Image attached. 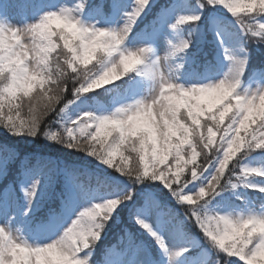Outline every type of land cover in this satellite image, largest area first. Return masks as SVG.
<instances>
[{
	"label": "snow or ice",
	"instance_id": "6c2138e0",
	"mask_svg": "<svg viewBox=\"0 0 264 264\" xmlns=\"http://www.w3.org/2000/svg\"><path fill=\"white\" fill-rule=\"evenodd\" d=\"M0 129V264H264V0H0Z\"/></svg>",
	"mask_w": 264,
	"mask_h": 264
},
{
	"label": "trees",
	"instance_id": "16d2710c",
	"mask_svg": "<svg viewBox=\"0 0 264 264\" xmlns=\"http://www.w3.org/2000/svg\"><path fill=\"white\" fill-rule=\"evenodd\" d=\"M211 47V46H209ZM256 46H253V48H255ZM209 59L212 58V52L210 51L209 52V56H208ZM203 59V57H202ZM5 140L7 141H11L12 138L11 137H8L6 133H4V131L2 129H0V143H3ZM116 237L114 234L110 233L109 236H108V241L109 242H112V241H115Z\"/></svg>",
	"mask_w": 264,
	"mask_h": 264
},
{
	"label": "rangeland",
	"instance_id": "374dc122",
	"mask_svg": "<svg viewBox=\"0 0 264 264\" xmlns=\"http://www.w3.org/2000/svg\"><path fill=\"white\" fill-rule=\"evenodd\" d=\"M161 55H163V51H161V53H160Z\"/></svg>",
	"mask_w": 264,
	"mask_h": 264
}]
</instances>
